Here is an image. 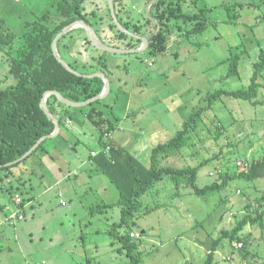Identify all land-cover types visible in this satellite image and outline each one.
Instances as JSON below:
<instances>
[{
	"label": "rangeland",
	"instance_id": "374dc122",
	"mask_svg": "<svg viewBox=\"0 0 264 264\" xmlns=\"http://www.w3.org/2000/svg\"><path fill=\"white\" fill-rule=\"evenodd\" d=\"M51 2L0 0V19L7 33L15 37L14 46L19 44L27 22L51 11ZM123 3L120 12L115 10L120 20L127 12L134 21L149 17L146 0ZM196 4L198 8L211 7L204 30L189 37L179 30L169 33L166 50L156 55L144 50L108 55L110 61H116L110 76L117 82V90L109 91L100 107L109 119L119 117L111 137L115 132L123 135L121 144L146 166L150 165L152 148L183 129L190 114L207 105L209 93L247 87L253 63L259 59L260 48L264 49V0H197ZM82 6L94 12V17L103 16L102 25L108 27L112 18L108 15L109 0H84ZM184 8L190 10L191 4H184ZM111 22L115 32L122 31L113 18ZM77 39L75 35L68 37L64 50H82L79 44L84 39ZM234 56L238 57L237 73L228 75ZM7 70L0 50V87L10 81L4 80ZM258 81L262 83L258 96L249 101L218 95L191 128L187 127L189 144L167 159L158 154L157 165H200L196 182L204 186L222 183V174H236L263 157L264 71ZM77 114L83 123H74L76 135L64 159L66 177L62 182H57L54 171L58 164L44 166L37 155L14 167L13 175L3 178L4 184L0 182V203L10 208L16 207L12 201L15 194L26 202L31 194L35 196L31 205L24 206L22 220L11 225L5 219L9 222L0 234V264H133L108 233L112 223L120 219V207L114 203L119 196L117 188L105 174L92 173L88 164L75 160L72 144L86 160L90 148H97L95 127L85 122L81 112ZM158 123L164 129L157 133ZM66 126L71 129L70 123ZM76 168L77 175L73 174ZM17 177L24 182L19 187H15ZM260 197H264V176L227 178L220 188L204 195L190 192L183 184L175 186L171 177L165 176L141 195L142 207L130 225L131 232L140 233L138 238L131 237L137 244L132 255L138 257L139 264H202L210 243L222 230H231L236 218L249 211L257 215L253 208ZM239 233L241 241L222 239L214 252V264L263 261L264 216L262 224L249 223Z\"/></svg>",
	"mask_w": 264,
	"mask_h": 264
},
{
	"label": "trees",
	"instance_id": "16d2710c",
	"mask_svg": "<svg viewBox=\"0 0 264 264\" xmlns=\"http://www.w3.org/2000/svg\"><path fill=\"white\" fill-rule=\"evenodd\" d=\"M83 1L52 0L51 11H47L32 22L26 23V30L16 46L13 45L15 37L7 33L4 22L0 19V50L6 58L8 67L4 80H10L6 86L0 87V182L4 181V177L12 176L13 168L25 164V160L31 156L37 155L40 162L44 155L50 156L53 137L42 141L26 158L7 165V163L21 157L40 137L48 135L54 130L53 122L45 114L40 104L45 91L56 90L67 99L80 102L98 95L103 89L104 82L100 77L76 75L66 70L56 59L51 44L59 31L72 21L81 19L86 21L98 38L107 45L126 49L138 48L141 45V39L132 37L120 30L115 32L113 30L115 25L111 22L112 18L109 20L108 27H104L102 25L103 16L94 17V12H87L86 8L82 6ZM146 1L148 3L149 0ZM196 1L153 0L148 11L149 17H144V21H134L128 12L125 16L123 15V19H117L125 29L134 34L139 36L150 35L148 46L144 51L150 55H156L166 50L169 33L179 30L180 34L189 37L191 34L206 28L209 22L207 13L211 7L198 8ZM113 2L114 9H118L119 12L125 6L123 0H113ZM186 3L191 4L190 10L184 8ZM54 15H58L57 20L54 19ZM108 15L110 16V11ZM182 23L187 26L183 27ZM158 25L160 26L159 30H157ZM79 33L83 34L80 35ZM73 35L84 39L81 43L83 49L66 52L64 50L65 41ZM57 50L71 68L82 74L104 72L110 82V93L117 90L114 86L117 82L110 76V71L116 66H110L107 61L110 52L93 46L86 37L83 28L72 29L59 38ZM237 65L238 57L234 56L230 62L228 75L237 73ZM263 71L264 49L260 48L259 59L253 63V72L248 86L235 90L218 89L209 93L206 96L207 105L201 106L197 111L190 114V117L184 122L183 129L178 130L167 141L158 143L152 148L149 166L144 165L127 148L111 137L119 117L115 116L111 120L105 116L103 108L100 107L104 98L97 99L85 106L72 107L58 101L54 95L47 97L49 111L59 121L60 128L65 126L67 119L82 124L83 120L78 116V111L82 113L85 122H90L95 127L98 152L95 155L90 152L89 166L95 172L105 174L118 190L119 196L114 203L120 207V219L112 223L108 233L120 243L119 250L124 249L132 259L133 264H139V260L137 256L132 255L137 244L130 237L132 230L130 225L134 223V213L142 207L141 195L146 193L155 182L165 176H170L175 186L183 184L189 188L190 192L204 195L220 188L226 183L227 178L253 180L264 176V156L252 160L245 169L236 174L230 176L222 174V183L212 182L204 186H199L196 182L200 165L182 168L161 165L160 163L157 165L158 154L163 159L169 154L179 152L183 146L189 144L187 134L190 131L187 127L195 123L196 119L201 116L205 109L210 107L218 95L225 94L248 101L256 98L259 87L262 85L258 78L263 77ZM191 123L193 124L191 125ZM108 133H111L110 137H107ZM72 147L75 148L73 144ZM107 147L108 150H106ZM73 174L77 175V171H74ZM17 179L15 187L24 183L19 177ZM10 187L9 189H12V186ZM12 198L14 202V197ZM25 203L26 201L21 199L17 205L22 212ZM257 204V207L253 208L257 215H252L249 211L241 219L236 218V225L231 230H222L220 236L212 240L209 245V252L202 264H214V252L223 238L228 237L232 240L241 241L243 238L239 232L245 225L249 223L262 224L264 197L258 198ZM119 228H125L124 232H120ZM260 264H264V259Z\"/></svg>",
	"mask_w": 264,
	"mask_h": 264
},
{
	"label": "water",
	"instance_id": "95a60500",
	"mask_svg": "<svg viewBox=\"0 0 264 264\" xmlns=\"http://www.w3.org/2000/svg\"><path fill=\"white\" fill-rule=\"evenodd\" d=\"M152 2L148 3L147 5V11H149V7L151 5ZM109 9H110V14L115 22V24L117 25V27L119 29H121L122 31H124L125 33H127L128 35L135 37V38H139L141 39V45L138 48H118V47H113L110 45H107L105 43H103L98 36L96 35V33L94 32V30L92 29V27L84 20H75L72 21L71 23L67 24L61 31H59L55 37L53 38L52 44H51V48H52V52L54 54V56L56 57V59L62 64V66L76 74L79 76H85V77H100L103 82H104V86L102 91L96 95L93 96L85 101H71L69 99H67L66 97H64L61 93H59L56 90H47L44 92V95L41 99V107L43 109V111L45 112V114L51 119V121L54 124V130L48 134V135H44L42 137H40L35 144L28 150L26 151L21 157H19L18 159L7 163V165H11L15 162H18L24 158H26L34 149H36V147L45 139L47 138H52L58 135L59 131H60V124L59 121L57 120V118L55 116H53V114L49 111V108L47 106V97L49 95H54L58 101L68 105V106H72V107H80V106H85L90 104L91 102L97 100V99H102L105 96H107V94L110 91V82L109 79L106 77L105 73L102 71H98V72H94L91 74H82L76 70H74L73 68H71L67 62L60 56L58 50H57V41L59 38H61L63 35H65L68 31L75 29V28H83L86 34V37L88 38V40L90 41V43L97 47L100 50L106 51V52H110V53H129V52H140L143 51L144 49H146V47L148 46V39L150 37V35H146V36H139L137 34H134L132 32H130L129 30L125 29L118 21L116 14H115V9H114V2L113 0H109ZM160 29V26L158 25L157 30Z\"/></svg>",
	"mask_w": 264,
	"mask_h": 264
},
{
	"label": "crops",
	"instance_id": "0c3cea01",
	"mask_svg": "<svg viewBox=\"0 0 264 264\" xmlns=\"http://www.w3.org/2000/svg\"><path fill=\"white\" fill-rule=\"evenodd\" d=\"M150 2H152V1L149 0L148 3H150ZM78 37H79L78 39L81 38L80 36H78ZM79 45H81V43ZM109 59H110V57L108 56L107 61ZM108 64L110 66H116V61L115 60L114 61H110L109 60L108 61ZM67 123H70L71 124V129H68L67 128V126H66ZM66 124H65V126L63 128H60V131H59L60 134L57 135V136H55V139L51 142V147L52 148H51V151H50L51 152L50 153V156L49 155H44L41 158V161L45 162L44 163V166H46V165H48L47 167L52 166V164H54L55 162H56L55 164H58L57 167L54 168V171L58 175L57 182H62V178L66 177L65 174H64V172L62 171L63 164H66L64 159L66 157V154H68L69 148L71 147V138L76 135V133L74 131V122L71 119H67L66 120ZM157 127H159V128H156V132L157 133L160 132V130H163L164 129L163 128V125L161 123H158V126ZM112 138H114L115 140H117L120 144H121L122 141H124V136L121 135V134L120 135H117L116 132L114 134V137H112ZM94 143H95V146L94 147H96L97 143L96 142H94ZM94 149H97V148H90L89 154ZM73 151L75 152V160H77V161L79 160V162L82 163L83 165H86V164L89 165V161H90L89 160V155H88V160H86V159H83L81 157V155L77 152V150H75L74 148H73ZM173 154H175V153H173ZM168 157L169 156H165V158H163V159H167ZM87 169H89L92 173L95 172L94 169L91 168L90 166H88ZM73 171H77V174H79L78 168L74 169ZM2 184H4V182ZM34 198H35V196L33 194H31L30 200H28L25 203V206L26 205H31L32 202L34 201ZM12 201H13V198H12ZM6 205H8V204L7 203H0V234L3 232V230H2L3 226H5L9 222V221L7 222L6 221L7 219L5 218L7 216V212L5 210ZM15 205H16L15 208H10V209H16L17 208V204H15ZM23 213H24V211H23ZM10 223H11V225H15V222H10ZM1 251H2V248L0 246V252ZM0 261H1V256H0Z\"/></svg>",
	"mask_w": 264,
	"mask_h": 264
},
{
	"label": "built area",
	"instance_id": "2783aa9c",
	"mask_svg": "<svg viewBox=\"0 0 264 264\" xmlns=\"http://www.w3.org/2000/svg\"><path fill=\"white\" fill-rule=\"evenodd\" d=\"M107 136L110 137L111 133L110 134L108 133ZM106 150H108V147L106 148ZM97 152H98V150L94 149L91 151V154L95 155ZM238 164H240V162ZM20 202H21V197L18 194H15L14 195V203L18 205ZM5 210L7 212L6 219L9 220L10 222H16V221L22 220L24 218L23 212L18 207L16 209H10V207L6 205ZM130 237L138 238V237H140V233L139 232H131Z\"/></svg>",
	"mask_w": 264,
	"mask_h": 264
}]
</instances>
